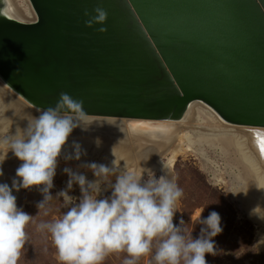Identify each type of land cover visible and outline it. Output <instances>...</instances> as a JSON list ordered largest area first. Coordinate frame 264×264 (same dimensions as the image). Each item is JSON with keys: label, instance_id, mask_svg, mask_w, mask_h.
<instances>
[{"label": "water", "instance_id": "1", "mask_svg": "<svg viewBox=\"0 0 264 264\" xmlns=\"http://www.w3.org/2000/svg\"><path fill=\"white\" fill-rule=\"evenodd\" d=\"M27 2L33 18L0 0V82L32 109L64 92L84 116L180 121L196 103L264 128V0Z\"/></svg>", "mask_w": 264, "mask_h": 264}, {"label": "clouds", "instance_id": "2", "mask_svg": "<svg viewBox=\"0 0 264 264\" xmlns=\"http://www.w3.org/2000/svg\"><path fill=\"white\" fill-rule=\"evenodd\" d=\"M92 12L95 15L84 11L89 17L86 26L106 21L108 13L104 8L96 6ZM99 31L106 29L101 27ZM82 103L61 92L54 107L41 109L22 132L0 140L7 145L0 165L9 150L21 161L11 186L0 182V264H17L27 241L25 228L33 220V215L17 206L13 191L34 185H42L38 188L43 195L36 205L39 210L53 199L61 201V214L37 226L50 235L59 264H104L110 254L119 252L126 253L122 264H137L145 255L149 256L148 264H207L205 254H215L212 238L222 231L221 217L213 210L201 219L204 208L201 209L197 223L202 227L195 238L192 231L183 228V219L179 225L174 224L176 203L183 190L168 172L157 177L141 165L137 171L121 168L114 160L111 166L85 163L80 167L90 169L94 179L65 167L62 171L68 176L66 187L52 195L62 150L66 161L86 155L76 141L71 144V152L65 148L73 129L84 127ZM254 142L260 150L264 148V129L254 133ZM95 143L100 146L99 138ZM148 159L149 156L143 161ZM74 184L79 186V197L69 194ZM259 190L264 194V188ZM104 192L110 194L105 196ZM241 192L246 196L248 190L231 193ZM262 213L264 205L258 202L249 215L264 221ZM262 243L264 236L257 242L256 251Z\"/></svg>", "mask_w": 264, "mask_h": 264}, {"label": "rangeland", "instance_id": "3", "mask_svg": "<svg viewBox=\"0 0 264 264\" xmlns=\"http://www.w3.org/2000/svg\"><path fill=\"white\" fill-rule=\"evenodd\" d=\"M14 3L23 14L22 17H33L27 0H14ZM1 86L7 89L3 84ZM205 109L210 111L202 104L195 106L196 120L194 123L201 128L215 130V133L198 135L191 128H184L181 135L186 137L179 138L177 136V138L171 134L168 140L172 143L169 142L170 145L162 150H160L161 144L155 143V146H151L152 144L148 141L142 142L141 139L133 136L128 131L130 126L126 119H120L116 123L123 129L121 133L123 140L118 137L117 133L113 137L109 136L110 140L115 143V147L113 146L114 148L111 149L107 141L106 150L104 148L98 156L93 157L87 151L80 160L66 161L62 158V150V156L58 158L56 175L53 178L54 187L50 190L52 195L55 196L57 192L66 187L68 176L62 171L65 167L82 172L89 180L94 179L90 169L80 167L85 163L95 162L111 166L114 160L121 168L129 170L136 168L137 171L140 170L141 165L151 169L157 177L166 175L168 172L183 190V196L176 203L177 211L173 217L174 224L179 225V221L183 219L185 222L183 228L188 232L192 231L191 234L195 238L199 235L202 227L197 223L201 209L204 208L201 219L213 210L221 217L222 231L212 238L215 242V254H205L207 264H264V243L260 244L259 250L256 251L257 242L261 236H264V221L249 215L250 210L258 202L264 205L260 198L257 177L255 173L253 175L254 170L243 160L237 147L229 139L230 136L223 132H217L228 124L221 122L214 114H208ZM245 129L251 130L252 128L246 127ZM8 134L9 130L3 129L0 124V140L7 137ZM156 147L158 148L156 149ZM156 150L157 153H154ZM6 151L7 145L1 143L0 157ZM148 156L149 159L143 161ZM20 163L21 161L9 150L7 158L0 165L3 170L2 178L8 180L15 175ZM112 180L114 181L115 177H112ZM39 187L42 185H34L28 189L21 188L16 191L17 206L33 215L32 222L25 228L27 241L21 250L17 264H59L50 235L37 226L41 222L49 221L61 214V201L53 199L45 209L39 210L36 205L43 199L42 193L38 191ZM244 190H248L246 196L242 192L236 195L231 193ZM69 194L79 197L81 195L79 186L74 184ZM109 194L110 192L103 193L105 196ZM125 256L124 252L112 253L106 258L104 264H122ZM148 261L149 256L145 255L139 259L137 264H148Z\"/></svg>", "mask_w": 264, "mask_h": 264}, {"label": "bare ground", "instance_id": "4", "mask_svg": "<svg viewBox=\"0 0 264 264\" xmlns=\"http://www.w3.org/2000/svg\"><path fill=\"white\" fill-rule=\"evenodd\" d=\"M8 2L10 6V11H12V13L17 17L21 18L23 14L15 5L14 0H8ZM1 85L2 84L0 83V124L2 125L3 129L9 130V134L7 135L8 137V136H12L13 134H18L22 132V130L27 126L28 121H31L36 115H38L39 111L29 107L20 98L14 95L10 90L5 89ZM196 105H197L196 103H192V105L188 109L186 116L180 121L152 122L148 120H142V119L137 120L133 118L128 119V118H105V117L83 116L84 127L78 126L75 129H73L72 133L68 137L65 148H67V150L71 152L72 151L71 144L73 141H76L81 145L83 150H85L86 152L89 151L91 153V156L93 157L100 155V153H102L104 148L106 150L107 141H108V145H110L112 149L115 143L112 140H110L111 138L109 136L113 137L117 133L118 137L119 138L121 137V133L123 129L116 125V123L119 122L120 119H126L129 121L128 125L130 127H128V131L131 132L133 136H135L137 139H141L140 141L142 142L144 140L148 141V143L152 144L151 146H155L154 145L155 143L161 144L160 150L166 148L167 145L169 146L172 143L170 142V140H168L171 134L173 135V137L178 136L179 138H183L184 135H181V132L184 128L187 129L191 128V130L198 135L199 134L207 135V134L215 133L216 132L215 130L204 129L197 126L194 123L196 120L194 116V109ZM206 111L208 112V114H213L211 111L208 110ZM239 127H245V128L248 127L252 129L246 130L245 128H239ZM239 127L236 128L233 127L232 125L231 126L225 125L224 128L217 130V132H223L230 136L229 139H231L234 145L237 147L243 160L254 170L253 175L255 173L257 177L258 190H259L261 188H264V152H262L257 147V144L254 142V133H256L261 129H253L260 127H251V126H239ZM151 131L153 132L156 131V132L153 133ZM118 137L116 136V138ZM96 138H99V140L101 141L99 147H97L95 143ZM121 140H123L122 137ZM169 142L170 144H168ZM157 148L158 147H156V149ZM154 153H157V150ZM87 161H89L88 158ZM4 181H5L4 178L0 176V182H4ZM5 182L11 186L12 179L8 180V182L7 181ZM259 193H260V198L264 202V194H262L260 190ZM13 195L16 196L15 190L13 191Z\"/></svg>", "mask_w": 264, "mask_h": 264}, {"label": "flooded vegetation", "instance_id": "5", "mask_svg": "<svg viewBox=\"0 0 264 264\" xmlns=\"http://www.w3.org/2000/svg\"><path fill=\"white\" fill-rule=\"evenodd\" d=\"M13 177H15V175H13V176H12L10 179H13ZM10 179H8V180H10ZM4 180H5V179H4ZM8 180H5V181H7V182H8ZM5 181H4V182H5Z\"/></svg>", "mask_w": 264, "mask_h": 264}, {"label": "snow or ice", "instance_id": "6", "mask_svg": "<svg viewBox=\"0 0 264 264\" xmlns=\"http://www.w3.org/2000/svg\"><path fill=\"white\" fill-rule=\"evenodd\" d=\"M262 152H264V148H262V150H261Z\"/></svg>", "mask_w": 264, "mask_h": 264}]
</instances>
